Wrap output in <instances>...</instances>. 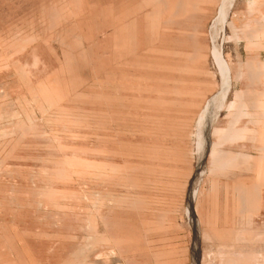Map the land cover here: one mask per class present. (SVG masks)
I'll return each instance as SVG.
<instances>
[{
  "label": "rangeland",
  "instance_id": "obj_1",
  "mask_svg": "<svg viewBox=\"0 0 264 264\" xmlns=\"http://www.w3.org/2000/svg\"><path fill=\"white\" fill-rule=\"evenodd\" d=\"M0 264H264V0H0Z\"/></svg>",
  "mask_w": 264,
  "mask_h": 264
},
{
  "label": "bare ground",
  "instance_id": "obj_2",
  "mask_svg": "<svg viewBox=\"0 0 264 264\" xmlns=\"http://www.w3.org/2000/svg\"><path fill=\"white\" fill-rule=\"evenodd\" d=\"M228 3H225V5L222 7L221 11H220V14H219V17L218 19L215 21V24H214V28H213V36L217 35L218 32L221 30V28L223 27V23H224V20L227 16V10H228ZM215 55H216V58H215V61L216 63L218 64V66L220 67V72L222 74V78L225 77V79L223 80L222 82V87L223 89L226 88V85H227V71H226V68L224 67L225 64L222 60V57H221V54H220V51L218 49L217 46H215ZM201 128V130H203V132L205 131V128L206 126H203V124L201 125V121L199 122V129ZM211 129V128H210ZM210 135V134H209ZM200 142V140H198V143ZM204 146L206 147V145L204 144ZM205 150V148H204ZM209 150L207 149V151L204 153L203 155V158L201 159V161L199 160L197 162V168H196V173L194 175L195 177V180H199V176L201 175V172L203 170V166H204V159H205V156L207 154ZM192 199H193V196L191 195V188H189V197H188V211L191 212V217L193 219V221H196L195 219V216L193 215V212H192ZM196 226V225H195ZM195 243H194V252H196V249L198 250V242H197V232L195 231ZM198 255H199V251H198ZM197 255V256H198ZM194 260L197 261V259L194 257Z\"/></svg>",
  "mask_w": 264,
  "mask_h": 264
}]
</instances>
